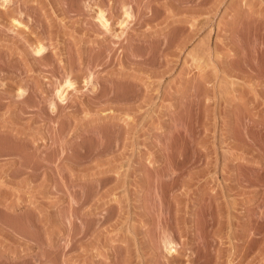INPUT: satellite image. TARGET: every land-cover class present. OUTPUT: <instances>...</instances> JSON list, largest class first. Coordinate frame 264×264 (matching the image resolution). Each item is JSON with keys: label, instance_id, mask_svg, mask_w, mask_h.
I'll list each match as a JSON object with an SVG mask.
<instances>
[{"label": "rangeland", "instance_id": "374dc122", "mask_svg": "<svg viewBox=\"0 0 264 264\" xmlns=\"http://www.w3.org/2000/svg\"><path fill=\"white\" fill-rule=\"evenodd\" d=\"M0 264H264V0H0Z\"/></svg>", "mask_w": 264, "mask_h": 264}, {"label": "bare ground", "instance_id": "6f19581e", "mask_svg": "<svg viewBox=\"0 0 264 264\" xmlns=\"http://www.w3.org/2000/svg\"><path fill=\"white\" fill-rule=\"evenodd\" d=\"M126 14H128V16H130L129 13H126ZM100 16H102V13H100ZM101 18L103 19V17H101ZM101 18H100V19H101ZM102 22L105 23V21H103V20H102ZM40 45H41V44H39L38 46H36V50H34V51H35V54H38V55L40 54V55H41L42 51H45V49H44L45 47L43 48V45H41V46H40ZM36 56H37V55H36ZM67 80H68V79H67ZM67 80H66V84H67L68 86L71 85L72 82H71L70 80H68V81H67ZM72 85H73V84H72ZM61 91H62V90L59 91V92H60L59 97H60V99L63 100L65 96H64V94H63ZM21 92H22V91H21ZM21 92H20V93H21ZM21 94H22V93H21ZM61 94H62V95H61ZM63 96H64V97H63Z\"/></svg>", "mask_w": 264, "mask_h": 264}]
</instances>
